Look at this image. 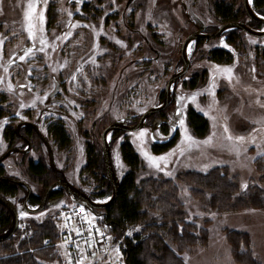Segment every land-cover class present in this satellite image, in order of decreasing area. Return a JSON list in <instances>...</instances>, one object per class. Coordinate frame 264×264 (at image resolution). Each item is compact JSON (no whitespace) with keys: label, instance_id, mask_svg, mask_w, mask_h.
<instances>
[{"label":"rangeland","instance_id":"obj_1","mask_svg":"<svg viewBox=\"0 0 264 264\" xmlns=\"http://www.w3.org/2000/svg\"><path fill=\"white\" fill-rule=\"evenodd\" d=\"M184 1L192 5L193 12L204 22L216 20L213 14L215 0ZM124 4L125 0H83L78 5L66 4V0H0V107L11 106L12 111H22L26 105L32 109L45 106L44 100L49 99L48 94L55 85L53 76H57L61 86L54 98L59 100L47 103V106L61 109L63 116L69 115L67 129L72 138L71 156L77 165L80 164L78 178L88 179L85 181L95 192L96 175L83 167L81 145L95 142L94 138L101 143L100 133L109 122L123 116L137 117L157 102L158 93L175 67L174 61L179 58L183 37L193 29L180 1L137 0L128 8L126 21L141 34L129 44L136 45L135 52L127 53L131 46H124L120 40L128 35L121 16ZM238 6H241V0H238ZM83 35L94 37L92 49L95 52L97 47L98 52L109 48L114 50L113 57L99 58L101 63L104 62L100 65L98 60H93L91 49L85 56L86 49L80 42ZM144 37L155 40L160 46L162 53L157 61H141L147 56L156 59L144 43ZM229 37H232L233 45L218 39L198 45L181 80L186 83L180 82L177 86L185 93L178 95L184 113L191 107L202 114L207 119L208 131L203 136H196L183 115L177 137L157 153L152 152L147 127L109 134L111 159L119 178L128 169L119 146L128 141L140 160L141 177H172L177 172H205L215 166H226L228 173L237 177L242 189L250 184L264 186L258 180L259 173L253 162L258 155L264 154V37H252L240 29ZM216 46L235 52L232 62H214L204 55ZM118 51L122 55L119 58ZM11 61L14 64H10ZM29 65L33 68L24 76ZM225 69H231V72L227 73ZM197 73L198 76L191 79ZM20 83L27 84L32 92L28 99L22 90L16 91ZM172 108L170 105L166 112ZM50 120L54 122L56 117ZM88 131L92 136L86 134ZM98 152L100 154L99 149ZM57 159L55 163L60 165V157ZM68 176L73 181L78 179L71 169ZM32 186L33 191H39L37 185ZM178 195L190 219L210 221L207 241L194 244L182 253L186 264H237L227 240L229 230L246 233L257 263L264 264V208L246 206L218 212L210 209L200 196H192L184 184H180ZM72 205L71 202L60 203L28 215L26 221L48 218L57 221L62 228L63 225L66 227L61 210ZM102 211H95L99 215L96 217L84 210L81 219L105 231L100 222ZM26 223L20 225L15 238H19L20 232L22 234ZM107 239L105 249L108 253L96 264H124L117 243ZM58 249L61 260L53 264H70L65 246L59 245ZM92 263L90 258L84 264Z\"/></svg>","mask_w":264,"mask_h":264},{"label":"trees","instance_id":"obj_2","mask_svg":"<svg viewBox=\"0 0 264 264\" xmlns=\"http://www.w3.org/2000/svg\"><path fill=\"white\" fill-rule=\"evenodd\" d=\"M213 4L219 19L231 20L240 14L236 0H218ZM206 55L221 62L227 61L228 57L221 49L211 50ZM187 116L197 136H203L208 131V122L204 116L192 109ZM49 130L58 142H67V134L61 125H52ZM86 148L87 169L92 174L95 172L96 176L93 177L98 183L96 195L106 197L111 192V184L102 176V157L94 144L88 142ZM163 148L156 146L155 151ZM119 149L128 169L120 177L117 198L103 209L100 222L112 242L119 246L124 264H186L182 257L185 249L207 241L210 221L199 222L197 218L190 219L187 216L178 197L180 184H184L192 196H200V200L205 201L210 209L218 212L246 206L264 208V186L250 184L242 189L237 177L231 176L226 166H215L205 172H177L172 177H141L140 160L132 145L124 141ZM253 162L259 173V182L264 183V154L258 155ZM31 170L40 173L42 177L47 176L43 163L31 165ZM7 222L8 214L0 207V229H4ZM26 222L19 238H15L19 234L17 230L14 237L0 242V264L60 262L58 242L64 237V231L57 221L47 218ZM226 235L237 264H258L246 233L229 230Z\"/></svg>","mask_w":264,"mask_h":264},{"label":"flooded vegetation","instance_id":"obj_3","mask_svg":"<svg viewBox=\"0 0 264 264\" xmlns=\"http://www.w3.org/2000/svg\"><path fill=\"white\" fill-rule=\"evenodd\" d=\"M82 1L83 0H80V1L66 0V4L72 3L75 5H78ZM178 1H180V3L182 4L184 13L187 15V18L189 20L188 22L191 24L193 29L187 32L183 37V40L179 46V58H177L174 61L175 67L172 69L167 80L165 81L164 87L158 93L157 102L148 106L137 117H134V116L120 117L124 119L126 125L135 124L140 119L141 115L147 109H149L152 106L159 105L162 103V101L164 100V96H165L166 83L170 75L182 65L183 61H182V57L180 54V49H181V45L183 41L185 40L188 34L194 31H199V33H202V34H213L217 32L224 24L230 23V22L246 23L248 26L252 27L255 30L264 31V0H251V1L248 0V4L252 8V10L260 18L258 20L252 19L247 15L244 9V6H243V0H241V6H239L240 14L238 17H236L235 19H231V20H222L218 18L216 11L214 10L213 14L216 20L211 21L210 23L204 22L201 19L200 15H198L197 13H194L192 10V7H190L192 5H189L184 0H178ZM215 1H218V0H215ZM136 2L137 0H125L124 10L123 12H121L122 13L121 16L123 19L122 20L123 28L124 30L128 32V35H126V37H121L120 40L121 42L123 41V43L125 44V45L123 44L124 46H127V47L131 46L132 49H130L129 51H126L127 53L131 51L130 52L131 54L135 52L136 45L134 44L129 45V44L132 43L131 40L135 42L134 39H137V36L141 33L138 30V28H135L132 25H127L126 19H127L128 12H129L128 8L131 7L132 4L134 3L136 4ZM236 2L238 3V0H236ZM70 25H71V22L67 24L66 28L69 29ZM236 30H239V29L238 28L225 29V30H222L216 36L210 37L208 39L196 38L189 45L188 50H187L189 64H188L186 71L181 76L176 78L175 82L173 83L171 90H170V102L162 110L149 114L144 120V125L141 127V128L147 127L149 129L148 136L152 142L151 143L152 152L154 153L160 152V150L155 151L156 146L167 148L174 141V139L178 135V130L181 126L183 115L185 116L187 125L191 129V126L188 122L187 115L190 109L194 111L195 109L189 107L186 109L184 113V110L179 105L178 95L180 93L181 96H184L185 93L184 91H182V89L178 88L177 86H178V83L180 82H182V84L186 83V81H181V80L184 78L185 74L187 73L190 67L192 57L196 53V48L198 47V45L205 44L207 41H210L212 39H218L221 43H229L233 45L232 37H229V35L234 34ZM240 30L242 31V29ZM94 33H91V34L94 36ZM244 33L246 32L244 31ZM248 35L252 36L250 34ZM252 37H257V36H252ZM261 37H264V36H261ZM148 39H149L148 37L147 38L144 37V43L147 45L149 51H151V53L155 55L156 59L147 56V57H142L141 61H146V62L151 61V60L157 61L158 57H160V54L162 53V51L160 50V46L155 42V40L153 39L148 40ZM95 49H97L96 52L91 48L92 50L91 54L93 56V60L94 61L98 60L100 65H104V62L101 63V60H99V58L100 59L103 58L104 60L105 56H108L109 58L113 57L112 52L114 50L112 49L109 50L108 48V50L103 51V52H98L99 47ZM214 49H221L227 53L228 55V57L226 58L227 61L223 63L226 64V63L232 62L235 52L230 51L221 46L210 48L207 52H204V55H206V53ZM25 51H26V48H25ZM116 53H117L118 58L122 56L121 54H119V51ZM207 58L214 62H221V61H216L208 56ZM228 58L230 59L229 61H228ZM10 64H14V62L11 61ZM135 64L136 63H134V65ZM29 66L30 67H26V72L24 71L23 73L24 76L26 75V73L29 72V70L32 67L31 65ZM198 74L199 73L194 74L191 77V79L192 78L195 79L198 76ZM202 75L203 73L201 74V76ZM56 77L57 76H53L55 85H54L53 90L48 94L49 99L44 100L46 104L45 106L35 107L34 109H32L30 108V106L26 105V107L22 108V111H18V110L12 111L11 106L0 107V176L6 178V179H0V196L12 205V208L15 210L16 214L18 215V226H17L16 231L18 230V228L20 227L22 223L26 222L28 215L40 213L46 208L58 205L60 203H64V202L73 203L74 200L77 199V196H75V194L71 196L69 191L64 186L61 185V181L63 179H65L71 186L75 187L78 191L86 194L89 198L93 200H100V199L102 200L107 197V196L100 197L96 195V192L92 189V187L90 188V186L87 184V181H85L88 179L85 178L84 180L83 179L84 177L78 178L79 173L77 172L79 169L78 166L80 164L77 165V163L74 162L75 161L74 156H71L73 152L71 148V146H73L71 144L72 138L70 136L71 134L68 132V129H67L68 125L70 124V120H68L69 115L67 114L68 116L66 115L63 116V113L60 112L61 109L57 110L55 108L53 109L47 106V103L55 102V100H59V99L54 98V94H56L60 90V86H61L58 83L59 81L56 80ZM20 90L23 91L26 99L32 96V92L28 90L27 84L25 83H20L18 85L16 91L18 92ZM170 105H173L172 111L168 110V112H166L167 108ZM53 116L56 117V120L54 122L50 120ZM120 118H117V119H120ZM57 119L60 121H57ZM117 119H114V120H117ZM111 122H109L107 125H109ZM55 124L61 125L67 134V142H65L64 144H61L60 142H58L53 137V135L51 134L49 130V127ZM105 127H103V129ZM102 131L100 133V139H101ZM117 131L127 132L129 130H113L107 134L106 140L108 141L109 147H110V157H111V137L108 139V135L113 132H117ZM86 134L92 136L89 131ZM77 135H78V132H77ZM153 137L156 139H160V140H165L167 138L168 139L161 142V141H154L152 139ZM94 139H95V142L93 141L92 143L90 141V143L94 144L96 147L98 146L100 155L102 157V163H103L102 139H101V143H99V141L97 143L96 138ZM77 142L79 143L78 139H77ZM86 144H87L86 142H83V144L81 145V148H82L81 155H83V158H82L83 163H84L83 167L87 169L88 166H87ZM58 156L61 159L60 165H56L55 163V159L58 161L57 159ZM46 160L48 163L47 166H46ZM111 162H112V159H111ZM41 163H43V165L45 166L47 170L46 171L47 176L45 177H42L40 173H37V172L35 173L34 171L31 170V165L34 166V165H39ZM103 167H104V163H103ZM112 167L114 171L116 172V169L113 163H112ZM70 169L76 172L75 177L78 178L76 179V181L71 180L70 177L68 176ZM102 176L106 179L105 168H104V173L102 174ZM14 180L21 181V183L14 182ZM31 181H32V184H31ZM33 184L39 187V191H33V187H34L32 186ZM40 205H43V208H41L37 212H30L27 210L29 208H36ZM0 207L4 208L6 213L8 214V222L6 226L4 227V229H0V233H1L9 226L13 215H12L11 210L7 206H4L3 204L0 203ZM37 219H40V218L38 217Z\"/></svg>","mask_w":264,"mask_h":264},{"label":"water","instance_id":"obj_4","mask_svg":"<svg viewBox=\"0 0 264 264\" xmlns=\"http://www.w3.org/2000/svg\"><path fill=\"white\" fill-rule=\"evenodd\" d=\"M75 1H80V0H75ZM243 6H244V9L247 15L250 18L256 19V20L260 19L257 16V14L252 10L250 5L248 4V0H243ZM231 28L242 29L246 33L252 36H257V37L264 36V31L255 30L252 27L248 26L246 23H242V22L226 23L217 32L213 34H202V33H199V31H194L188 34L185 40L183 41L181 45V49H180V54H181L182 61H183L182 65L170 75L166 83L165 96H164V100L162 101V103L159 105L152 106L149 109H147L141 115L140 119L135 124L126 125L124 119L120 118V119L112 121L102 131V134H101L102 156H103V163H104V168H105V177L111 184V192L109 196L103 201L93 200L89 198L86 194L78 191L75 187L71 186L65 179H63L61 181V185L64 186L69 191L71 196H73L74 194L75 196H77V199L74 200L75 203L85 207L89 211H92L93 209H105L106 207H108L115 201V199L118 196V192H119V178L112 167V162H111V157H110V147H109L108 141L106 140L107 134L113 130L134 131V130L140 129L144 125V120L149 114L162 110L170 102V90H171L173 83L175 82L176 78L181 76L186 71L188 67L189 58H188L187 50H188L189 45L192 43V41L196 38L208 39L210 37L216 36L222 30L231 29ZM152 139L154 141L163 142L167 140L168 138L165 140H160V139H156L153 137ZM0 179H6V178L0 176ZM14 182L21 183V181H18V180H14ZM0 203L3 204L4 206H7L11 210L12 215H13L9 226L0 233V242H1V241L10 239L12 235L14 234V232L16 231L17 226H18V215L16 214L15 210L12 208V205L8 201H6L4 198H2L1 196H0ZM41 208H43V205H40L36 208H29L27 210L30 212H37Z\"/></svg>","mask_w":264,"mask_h":264},{"label":"crops","instance_id":"obj_5","mask_svg":"<svg viewBox=\"0 0 264 264\" xmlns=\"http://www.w3.org/2000/svg\"><path fill=\"white\" fill-rule=\"evenodd\" d=\"M106 242L107 241H103V242L99 241V243H96V246L94 248V250L97 251L96 254L91 249L90 250L88 249L87 251H85L83 248H78L77 250H79L78 253L80 254V257L83 259L84 262H86V260L91 258L92 261H94V264H96L97 261H99L100 259L102 260V257L106 256L108 253V251H106V249H105L106 248ZM102 245H104V246H102ZM98 249H100V250H98ZM99 257H101V258H99Z\"/></svg>","mask_w":264,"mask_h":264},{"label":"built area","instance_id":"obj_6","mask_svg":"<svg viewBox=\"0 0 264 264\" xmlns=\"http://www.w3.org/2000/svg\"><path fill=\"white\" fill-rule=\"evenodd\" d=\"M95 237H96L95 231L88 233L84 230L83 225H80L77 228L76 235H75L74 239L88 242L91 238H95ZM71 258H72L73 264H77V257H76L74 252L71 253Z\"/></svg>","mask_w":264,"mask_h":264},{"label":"bare ground","instance_id":"obj_7","mask_svg":"<svg viewBox=\"0 0 264 264\" xmlns=\"http://www.w3.org/2000/svg\"><path fill=\"white\" fill-rule=\"evenodd\" d=\"M81 45L83 46V48H85L86 50V52H85V56H88V54H89V52H90V49L92 48V47H94V37L91 35V36H85V35H83L82 37H81ZM88 61V60H87ZM105 69V68H104Z\"/></svg>","mask_w":264,"mask_h":264},{"label":"snow or ice","instance_id":"obj_8","mask_svg":"<svg viewBox=\"0 0 264 264\" xmlns=\"http://www.w3.org/2000/svg\"><path fill=\"white\" fill-rule=\"evenodd\" d=\"M29 8L31 9L32 8V6L31 5H29ZM28 14H26V16H27ZM42 19V18H41ZM30 27H31V25H30ZM22 59H23V57H22ZM225 72H227V73H230L231 72V69H225L224 70ZM242 139V138H241ZM155 166H157L158 167V165H155Z\"/></svg>","mask_w":264,"mask_h":264}]
</instances>
